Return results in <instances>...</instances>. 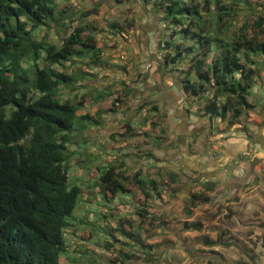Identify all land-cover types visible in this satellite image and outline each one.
<instances>
[{
    "label": "trees",
    "instance_id": "16d2710c",
    "mask_svg": "<svg viewBox=\"0 0 264 264\" xmlns=\"http://www.w3.org/2000/svg\"><path fill=\"white\" fill-rule=\"evenodd\" d=\"M60 1L0 0V264H60L68 254V227L87 222L85 216L73 215L81 189L69 174L70 159L78 149L71 150L68 145L76 143L71 133L79 129L80 121L92 117L77 114L84 106L85 93L73 101L60 88L77 89L78 81L97 73H88L85 67L106 64L100 30L87 21L88 15L81 9L75 25H68L64 20L68 11L59 6ZM137 1L143 8H151L167 31L159 45L158 63L187 102L204 100L203 110L192 112L195 116L225 121V131L256 107L246 96L260 76L257 66L264 65V39L260 38L264 16L251 25L244 20L239 31L232 30L240 3L248 4L251 12L256 7L248 0ZM134 20H108L109 33L130 31ZM248 27L252 34H247ZM43 29L45 36H34ZM76 64V69L67 72ZM93 90L89 94L96 102L111 95L110 88ZM134 91L128 86L123 89L125 96ZM150 103V109L159 110L156 103ZM132 129L127 123V135ZM146 155L153 154L148 151ZM126 170L124 159L98 167L95 184L110 199L118 193L135 195L137 213L146 218L152 210L151 201L163 199L159 184L148 173L143 175L142 168L130 176ZM169 176L170 182L178 181V173ZM167 191L176 192L174 187ZM190 194L191 207L212 201L211 195L202 192ZM120 222L119 232L130 247L120 252L123 264L125 260H152V245L134 234V227L126 228ZM104 225L103 231L110 234L112 226ZM182 225L183 231L204 227L199 220H183ZM90 235L87 231L82 239L88 240ZM203 238L205 246L216 244L208 235Z\"/></svg>",
    "mask_w": 264,
    "mask_h": 264
},
{
    "label": "rangeland",
    "instance_id": "374dc122",
    "mask_svg": "<svg viewBox=\"0 0 264 264\" xmlns=\"http://www.w3.org/2000/svg\"><path fill=\"white\" fill-rule=\"evenodd\" d=\"M228 1L225 0V2ZM248 2L257 9L251 12L248 4L240 3L237 6L238 12L237 17H235V26L232 27L233 32L239 31V27L244 20H247L248 24L251 25L259 16H264V0H248ZM135 3H137L136 0H123L121 2L115 0H71V5H76L81 10L88 12L87 21L94 25L97 31L100 30L98 37L99 42L103 45L102 58L108 62L109 66L106 67L105 65L104 68L100 69L97 66L85 67L86 72L93 73L96 71L97 73L88 75L86 79L78 81L76 83V86H79L77 89L70 90L61 87L60 91L73 101L85 93L84 106L78 112V115L88 113L90 117L94 116L96 119L101 120L102 114L106 115L107 118L110 117V120L100 128L101 124L92 122L91 118L83 119L80 121L79 129L71 133L76 143L70 142L72 144L68 146L71 150L76 151L78 149V152H75L70 159L69 174L72 177L71 181L79 185L81 189V199L75 206L73 215L75 217L85 216L87 222L68 227L65 232V239L69 245L68 254L62 256L60 264H123V255L120 252H124L130 247L124 244L128 240L126 236L119 232V226L117 225L119 220L126 228L134 227V234H138L143 242H148L153 247L151 250L153 252L151 254L153 256L152 260L147 261L145 258L136 261L125 260L124 264L129 262V264H264V156L256 160L254 175L250 176L247 182L244 181L241 189L234 193L229 190L230 188L221 189L218 182L211 179L210 181L202 180V182L187 188V181L190 182L191 179L202 175V170L205 169L204 163L199 166L182 163L183 167L177 171L179 174L178 182L171 186L169 175L171 171L174 172L175 170L169 168L170 165L157 167L153 164L154 157L148 160L144 156L148 150L154 148V145L149 142L153 140L157 142V135H161L163 138V141L159 143L162 153H159L158 157L163 159V156L166 155V162L170 160V152L183 153L185 149L183 146L177 148L173 146L174 142L172 140H176L172 134L174 127L168 125L169 127H166L168 132L165 131L159 111L149 109L146 111L144 108L153 98H143L140 89L134 88L138 86L141 75L151 73L149 69H146L147 62L153 65L160 60L159 58L154 59V62L152 59L154 57L142 52V45H139V43L143 41L146 35L141 28L143 23L136 25V29H140L141 33L137 38L132 32L123 36L120 33L112 35L108 31L107 20L117 16L114 10L117 5H122L121 11L124 12L127 18L135 19V17H138L137 14L140 13V8L143 7L139 3ZM66 15L67 18L64 20L70 26L75 25L76 19L80 17L71 10ZM230 16L232 17L233 13ZM138 19L141 20V18ZM136 20H134V24ZM252 32L248 27L247 34H252ZM45 34L46 29H43L35 33L34 36L42 38ZM260 38L264 39V35H261ZM50 39L52 38L50 37ZM54 40L55 37L53 36L52 41ZM137 55L139 57L135 59ZM159 56L161 58V53ZM183 64L187 63L183 62ZM78 65L82 66L80 63ZM76 68L77 64L68 68L67 72L71 73ZM257 68L260 76L256 78L246 96L248 102L256 107L250 110L247 116L242 115L238 121L252 135L255 127L249 126V123L253 125L264 123V116L260 114V110H264V65L257 66ZM157 70L161 75H169L163 64L158 62L154 71L157 72ZM174 74L176 75V73ZM125 86L134 88L135 91L131 94L132 96L124 95L123 89ZM95 87L99 89L110 88L111 95L97 102L93 101L89 92H94L93 88ZM116 98L123 99V101L117 103ZM191 100L192 105L190 108L201 112L204 107V100H198L197 98ZM167 103L161 105L163 111L167 110ZM160 104L161 101H159ZM141 105L142 108L138 109ZM163 118H166V116ZM144 119L155 121L158 130L154 128L156 125L153 122L147 126ZM167 119L165 120L166 124L169 121ZM127 123L133 128V133L139 132V136L131 138L122 136L116 147L108 149L112 153H109L108 150L105 152L96 151L94 140L100 141L96 134L109 136L111 133L110 135L118 137V133L121 132L122 134L125 131L123 126ZM238 123L237 125H239ZM225 124V121L213 119L211 123L213 134L217 136V132L223 130ZM234 126L236 125L230 126L231 129H227L229 134L240 130L239 128L234 129ZM198 129L200 132H194L195 137L190 140L188 153L198 154L206 145V150L211 146L216 148V151L209 153L208 157L218 156L215 141L209 140V130L206 128L202 131L200 128ZM110 139L113 138L110 136ZM117 139L120 140V138ZM142 146L145 147L142 148ZM122 148H124L122 151L127 154V160L125 161L126 174L128 173L130 176L135 170L142 168L143 175L148 173L159 184L158 188L161 190L163 199L151 201L152 210L146 218H141L137 213L138 207L135 195L118 193L114 199H110L109 196L105 197L104 192L95 184L99 174L97 172L98 167L118 163L120 158H123L119 154ZM132 154L143 155L144 162H141V160L135 162V157ZM104 159H108V161ZM178 162L180 161L177 160L176 164ZM234 163L231 160L228 164L229 171L226 172L228 183L234 181L233 174L230 173L231 168L235 166ZM244 165L246 172H249L250 163L247 162ZM195 167L198 170L191 169ZM199 168L203 169L199 170ZM204 183L206 184L204 185ZM209 185L212 188L207 189ZM172 187L175 188V193L167 191ZM192 191L193 193L202 192L204 195H211L212 201L191 207L189 202ZM188 207H191L189 209L191 213H188ZM183 220H199L204 227L200 231H183ZM71 222L76 224L75 219H72ZM105 222L112 226V230L108 235L103 231ZM211 225L216 228L210 229ZM113 228L117 229L114 230ZM87 231H91V235L88 240H84L82 236H86ZM206 235L216 241V244L205 246L203 237ZM106 240L112 241L113 244L108 245ZM137 254H140L139 251H137Z\"/></svg>",
    "mask_w": 264,
    "mask_h": 264
},
{
    "label": "crops",
    "instance_id": "0c3cea01",
    "mask_svg": "<svg viewBox=\"0 0 264 264\" xmlns=\"http://www.w3.org/2000/svg\"><path fill=\"white\" fill-rule=\"evenodd\" d=\"M85 1H87V0H85ZM138 3L139 2L137 1V3H135V4H138ZM58 4L60 7H66L68 12L70 10H72V11H74V13L76 15L80 16L79 14H80L81 8L76 6V5H74V6L71 5V0H69V1L68 0H61ZM121 6L122 5H117L116 8H114L117 16H114L111 19L124 20L126 18V15L124 14V12L121 11V8H122ZM140 10H141L140 13L137 14L138 17H135V18H137L136 23L134 24V27L130 31H128V32L127 31H120V32H117L116 34H112V35H117L118 33H120L121 35L126 36V34H129L132 32L133 35H136V38H137L141 33H140V29H138V28L136 29V25H138V23H143L144 25L142 24L141 28H142L143 32L146 33V35H145L143 41H141L139 43V45H142V49H143L142 52L144 54H146V55L148 54L151 57H154L152 59L155 62L154 59H158V58L160 59L159 54H160L161 50H160L159 45H160V42L162 41V39L165 38V32L166 31H165V28L163 27V25L157 19V16L154 14V12L152 11L151 8H149L147 6L145 8H140ZM82 11H84V10H82ZM142 12H143V14H142ZM85 13L88 15V12H85ZM138 18H141V20H139ZM127 19H132V18H127ZM99 33H100V31H99ZM138 57L139 56L137 55L135 59H137ZM103 61L105 62L106 67H108L109 65H107V61L105 59H103ZM157 62H159V61H156L155 64H153V65H152V63L147 62L148 65H147V67L146 66L145 67L147 70L149 69L151 73H148L147 75H141V80H139L138 86H136L134 88L140 89L139 91L142 92L143 98H153L152 102L156 103V105L159 108L158 111H159V114L161 115L162 123H164L163 126L165 128V131H167L166 127H169L168 125L174 127V130L172 129V134L175 136L176 140L175 141L172 140V142H174L173 146L176 148L178 146H183L185 150L183 153L177 152L176 150H174V151H176L175 153L170 152L171 153L170 158H169L170 160H169V162H166L165 161V160H167L166 155L163 156V159L161 157H158L159 153H162L161 149L159 148V143H161L163 141V138L161 135H157L156 136V138L158 137L157 142H155L154 140L149 142L150 144L154 145V148L150 149V151L152 152V154H154V156L153 155L149 156V157L146 156V154H148V152H146V154L144 156L147 157L148 160H151V158L154 157V163L153 164H155L157 167H160L161 165H170L169 168L171 167V169L175 170L174 171L175 173H177V171H179V168L183 167L182 163L183 164L189 163V164H194L197 166L201 165V163L202 164L204 163L205 169L202 170L203 171L202 175L198 178L191 179L190 182L187 181V183H186L187 188H189L190 186H193L195 184H198L199 182H202V180H204V181L209 180L210 181V179H211V180H215L216 182H218V186H220L221 189L222 188L223 189H229L230 188L229 190L231 192H233V193L238 192V190L241 189L243 182L244 181L247 182L250 179L249 177L253 176L254 173L256 172L255 171L256 168L254 166L256 160L259 157L264 156V123L263 124H255V125L249 123V126L255 127L253 135L250 132H247L243 125H241L239 123H238L239 125H237V123H235L234 125H236V126H234V129L239 128L240 130L238 132L229 134L228 130H225V131L221 130V131L217 132V136H215V134H213L212 129H211V123H212L213 119L210 120L209 118H206V117H198L192 113L194 111L193 108H190L192 104L187 102L185 100L184 95L176 88L175 85H173L172 82L174 80L172 79V77L168 76V75H164V74L161 75L158 70H157L158 73L156 71H154L157 68ZM104 67L105 66H102L100 68H104ZM159 101H161L160 105H159ZM166 103L168 105V108L166 111H163V107L161 105L166 104ZM150 106H149V104L144 106L146 111H148V109L153 111L152 109H150ZM169 108H170V110H169ZM82 109H83V107H82ZM82 109H80V110H82ZM154 111H156V110H154ZM260 114L264 116V110L261 109ZM164 116H166V118L169 119L167 124L165 121L166 118H163ZM91 120H92V122H95L96 124H101V126H100V128H101V127H103V125L105 123H107L110 120V117L107 118L106 115L101 114L102 122L98 118L96 119V117H94V116H92ZM145 123H147V126H148V124H151V119H147V121ZM155 125L156 126L154 128L157 127V124H155ZM123 127H124L125 131L122 134H121V132L118 133V135H119L118 137H115L116 135H110L111 133L109 134V136L96 134L98 136V138L100 139V141L94 140L95 147L97 148L96 151L97 152H101V151L105 152L108 149H113V147H116L119 144V142L122 139V136L130 137V138L134 137V136H139V134H138L139 132H136V133L132 132L131 135H127L126 125ZM198 128H200L201 131L205 128L209 130L208 131V135L210 136L209 140L215 141L214 143L218 149V151H217L218 156L213 157V158L208 157L209 153H213L216 151V148L214 146H211V147H209V149L207 148V150H206V147H207L206 145L204 146L202 151L198 152V154L188 153L189 152V146H190V140L192 139V137H195L194 132L195 133L200 132ZM156 130H158V128H156ZM93 131H95V130H93ZM161 132L164 133L163 131H161ZM229 132H230V130H229ZM167 134H169V133H167ZM110 136L113 139H110ZM117 138H120V140H118ZM106 146H107V148H106ZM143 147H145V146H142V148ZM123 149L124 148L120 149L121 151L120 152L118 151V152L121 155V157H123V158H120V160L124 159L126 161L127 160L126 159L127 154L125 153V151H122ZM206 151H207V153H206ZM108 152H109V150H108ZM252 152H254V153H252ZM109 153H112V152H109ZM132 155H134V157H135V159H134L135 162H139V160H141V162H144L143 155H138V154L137 155L132 154ZM155 157L157 160L155 159ZM104 160L108 161V159H104ZM177 160L180 161V162H178V164H176ZM231 160H233L235 162L234 163L235 166L233 168H231V171H230V173L233 174L234 181H232L231 183H228L226 180V177H227L226 172L229 171L228 170V168H229L228 164L230 163ZM247 162H249L250 166H251L249 172H246V170H245L244 164H246ZM153 164H151V165H153ZM191 169L195 170V171L198 170L197 167L191 168ZM200 169H203V168H199V170ZM172 172L173 171H171V173ZM202 176H203V178H202ZM176 182H178V181H176ZM170 184H171V186H173L175 183L171 182ZM192 193H193V191H192ZM224 194H226V193H224Z\"/></svg>",
    "mask_w": 264,
    "mask_h": 264
}]
</instances>
